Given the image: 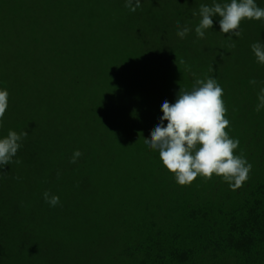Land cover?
<instances>
[{"label": "trees", "instance_id": "1", "mask_svg": "<svg viewBox=\"0 0 264 264\" xmlns=\"http://www.w3.org/2000/svg\"><path fill=\"white\" fill-rule=\"evenodd\" d=\"M212 3L0 0V136L28 133L0 177V264H264V65L251 51L264 23L229 39L213 18L199 39L193 13ZM207 76L252 165L236 189L216 176L180 186L144 146L162 103Z\"/></svg>", "mask_w": 264, "mask_h": 264}, {"label": "clouds", "instance_id": "2", "mask_svg": "<svg viewBox=\"0 0 264 264\" xmlns=\"http://www.w3.org/2000/svg\"><path fill=\"white\" fill-rule=\"evenodd\" d=\"M125 7L135 12L141 7V0H125ZM197 14L200 20L194 31L199 39L205 38L206 32L213 28V18H218L219 32L228 34L229 39L242 36L240 26L243 21L264 23V8L258 6L256 0H229L223 4L213 0L211 6L201 4L198 13H193ZM176 28L180 39L192 31L179 23ZM231 46L235 47V43ZM251 51L256 62L264 65V41L252 43ZM249 84L256 85L257 81L251 79ZM223 95V88L214 76L195 78L191 90L181 88L174 103L167 100L162 103L163 114L150 138H144L145 148L159 154L162 165L180 186L191 185L197 177L211 179L216 176L236 189L249 178L252 165L242 152L236 154L240 142L229 135L230 121L226 118ZM257 100L255 111L260 112L264 110V86L259 88ZM8 107L9 92L0 88V128L4 127ZM27 136L26 131L17 133L13 130L0 136V177L6 174L3 171L6 165L20 163L14 158ZM82 156L79 149L74 150L69 163L76 164ZM42 196L49 207L60 204V197L56 194L45 191Z\"/></svg>", "mask_w": 264, "mask_h": 264}, {"label": "rangeland", "instance_id": "3", "mask_svg": "<svg viewBox=\"0 0 264 264\" xmlns=\"http://www.w3.org/2000/svg\"><path fill=\"white\" fill-rule=\"evenodd\" d=\"M253 24H254V21L247 20L244 31L247 32L252 27Z\"/></svg>", "mask_w": 264, "mask_h": 264}]
</instances>
